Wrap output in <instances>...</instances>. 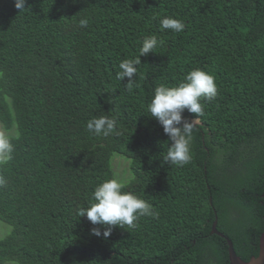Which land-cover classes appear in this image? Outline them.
I'll use <instances>...</instances> for the list:
<instances>
[{"label":"trees","instance_id":"1","mask_svg":"<svg viewBox=\"0 0 264 264\" xmlns=\"http://www.w3.org/2000/svg\"><path fill=\"white\" fill-rule=\"evenodd\" d=\"M27 7L0 0V123L15 130L11 153L0 154V221L12 227L0 239V264H229L227 243L210 235L214 212L236 254L258 256L264 0H28ZM169 16L185 31L162 29ZM151 35L161 43L141 57L129 90L127 78H116L119 63L138 57ZM197 68L215 77L218 93L201 100L190 162L170 166L169 137L147 106L155 87L176 86ZM104 114L115 117L114 132L89 133L87 122ZM115 154L130 161L123 190L159 215L104 239L76 213L114 178Z\"/></svg>","mask_w":264,"mask_h":264},{"label":"clouds","instance_id":"2","mask_svg":"<svg viewBox=\"0 0 264 264\" xmlns=\"http://www.w3.org/2000/svg\"><path fill=\"white\" fill-rule=\"evenodd\" d=\"M28 0H14V6L20 12L28 9ZM89 21L81 18L78 21L80 28L87 27ZM160 27L171 30L174 33L185 31V23L173 17H164L160 20ZM155 35L146 36L138 49V57L124 59L119 63V71L116 73L118 80L128 79L127 87L131 90L134 78L137 74V65L141 63V57L154 53L159 46ZM218 93L215 77L201 70H191L184 81L176 86L160 84L154 89V95L147 106L150 117L154 118L163 127L164 133L169 137V146L164 154L163 163L168 165L183 166L191 160V140L193 130L198 120L203 116V104L201 100L213 101ZM187 110L195 114L194 120H187L183 113ZM115 117L104 114L93 117L87 122V131L95 136H110L116 129ZM12 145L9 139L0 135V153L10 154ZM10 158L5 156L4 162ZM125 183L117 178L105 180L95 187L92 199L87 207L77 209V215L86 217L93 225L91 234L95 237L103 236L107 239L111 236L114 228L127 225L135 227L141 217L151 216L158 218L150 204L139 196L126 192ZM101 226L104 228L101 232Z\"/></svg>","mask_w":264,"mask_h":264},{"label":"rangeland","instance_id":"3","mask_svg":"<svg viewBox=\"0 0 264 264\" xmlns=\"http://www.w3.org/2000/svg\"><path fill=\"white\" fill-rule=\"evenodd\" d=\"M198 124V123H197ZM15 130L7 131L4 129L3 125L0 123V135L5 137L13 136ZM3 154V153H0ZM112 170L114 172V178H117L127 184L132 178V172L130 168V161L124 157L115 154L112 157ZM12 232V227L0 221V239L8 236ZM16 264V263H7Z\"/></svg>","mask_w":264,"mask_h":264},{"label":"water","instance_id":"4","mask_svg":"<svg viewBox=\"0 0 264 264\" xmlns=\"http://www.w3.org/2000/svg\"><path fill=\"white\" fill-rule=\"evenodd\" d=\"M262 198L264 199V192H263ZM210 202H211V205H213L212 198H210ZM214 213H215V221L212 224L210 235L217 236L223 239L227 243L229 264H264V229H263V232L259 240L258 256L251 257L249 261H244L236 254L232 241L228 237H226L224 234L218 231L217 229L218 217H217V213L216 212ZM263 220H264V217H263Z\"/></svg>","mask_w":264,"mask_h":264}]
</instances>
